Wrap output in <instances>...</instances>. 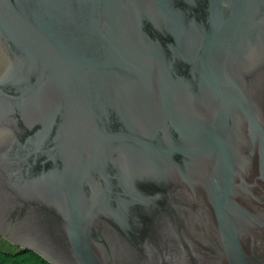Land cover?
<instances>
[{
    "label": "water",
    "instance_id": "obj_1",
    "mask_svg": "<svg viewBox=\"0 0 264 264\" xmlns=\"http://www.w3.org/2000/svg\"><path fill=\"white\" fill-rule=\"evenodd\" d=\"M0 235L264 264V0H0Z\"/></svg>",
    "mask_w": 264,
    "mask_h": 264
},
{
    "label": "trees",
    "instance_id": "obj_2",
    "mask_svg": "<svg viewBox=\"0 0 264 264\" xmlns=\"http://www.w3.org/2000/svg\"><path fill=\"white\" fill-rule=\"evenodd\" d=\"M10 247L3 245V241ZM0 264H52L36 251L19 247L0 235Z\"/></svg>",
    "mask_w": 264,
    "mask_h": 264
},
{
    "label": "rangeland",
    "instance_id": "obj_3",
    "mask_svg": "<svg viewBox=\"0 0 264 264\" xmlns=\"http://www.w3.org/2000/svg\"><path fill=\"white\" fill-rule=\"evenodd\" d=\"M4 238V237H3ZM5 239V238H4ZM8 241V240H7ZM3 245H6V246H8V247H10V244L9 243H7V242H5V240L3 241Z\"/></svg>",
    "mask_w": 264,
    "mask_h": 264
}]
</instances>
